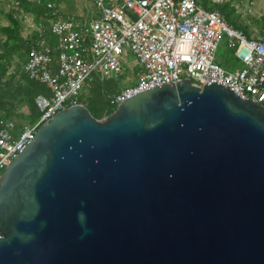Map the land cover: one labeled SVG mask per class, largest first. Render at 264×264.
<instances>
[{
	"label": "water",
	"instance_id": "95a60500",
	"mask_svg": "<svg viewBox=\"0 0 264 264\" xmlns=\"http://www.w3.org/2000/svg\"><path fill=\"white\" fill-rule=\"evenodd\" d=\"M229 88L54 116L0 177V264H264V107Z\"/></svg>",
	"mask_w": 264,
	"mask_h": 264
},
{
	"label": "built area",
	"instance_id": "2783aa9c",
	"mask_svg": "<svg viewBox=\"0 0 264 264\" xmlns=\"http://www.w3.org/2000/svg\"><path fill=\"white\" fill-rule=\"evenodd\" d=\"M90 1L97 13L93 19L62 15L54 4L47 5L38 21L25 15L32 47L23 71L45 85L50 95L35 98L41 114L35 123L19 126L0 119V177L44 124L80 105L78 99L93 79L101 82L132 74L133 83L110 97L116 109L131 96L181 80L201 89L220 83L242 100L264 107V40L247 38L221 13L202 8L199 0ZM223 35L239 70L227 71L216 62ZM128 53L135 58L132 65Z\"/></svg>",
	"mask_w": 264,
	"mask_h": 264
},
{
	"label": "trees",
	"instance_id": "16d2710c",
	"mask_svg": "<svg viewBox=\"0 0 264 264\" xmlns=\"http://www.w3.org/2000/svg\"><path fill=\"white\" fill-rule=\"evenodd\" d=\"M60 3L61 0H34L32 2L22 0V7L28 15L33 16L38 21L43 18L48 4L59 7ZM209 11L214 10L210 9ZM0 31L8 36L10 41L8 51L4 55H0V59L5 60L4 63L0 64V119L14 121L20 126L23 123L19 119L26 115L29 119L28 123H35L41 115L35 105V98L39 95L49 96L50 90L24 74L22 65L24 66L27 61L32 41L22 39L21 26L18 24L11 29H0ZM51 43L55 45V39H52ZM14 55L23 59L20 71L15 74L11 70V58ZM54 57L56 58V55ZM221 66L227 71H233L237 67L234 62ZM55 67H57V60H55ZM8 74L10 75L9 78H7ZM18 74H20L19 78L17 77ZM124 88L126 85L113 93L106 94L101 82L93 79L84 88L81 97L78 99V104L83 105L96 120L106 119L116 111V107L111 104L110 97L118 95ZM18 108H25L26 112L20 114Z\"/></svg>",
	"mask_w": 264,
	"mask_h": 264
},
{
	"label": "rangeland",
	"instance_id": "374dc122",
	"mask_svg": "<svg viewBox=\"0 0 264 264\" xmlns=\"http://www.w3.org/2000/svg\"><path fill=\"white\" fill-rule=\"evenodd\" d=\"M29 1L32 2L34 0ZM262 3L264 5V0H225L220 4L213 3V0H199V5L202 8L221 13L230 26L241 31L249 39H255L254 30H256L259 23L264 24V6L263 9L260 7ZM58 12L62 15L72 16L77 19L83 17L93 19L97 16L96 9L90 0H61ZM26 14L28 13L22 7V0H0V29H11L18 24L21 26L22 39L28 41V37L31 35H29L24 25L23 17ZM228 41V37L223 35L216 53V62L218 64L235 63L234 50L229 47ZM8 43H10L8 36L0 31V55H4L8 51ZM4 62L5 60L0 59V64ZM22 62L23 59L18 55H14L11 58V70L14 74L20 71ZM128 62L131 65L135 62V58L131 53H128ZM239 69V66L236 67V70ZM9 77L10 75L8 74L7 78ZM17 77L19 78L20 74ZM133 80L134 77L128 72L124 73L118 79L101 81V86L105 93L109 94L115 92L117 89L123 88L129 83H133ZM20 108H18V111L24 109ZM24 112H26V109ZM19 121L28 123L29 119L25 115Z\"/></svg>",
	"mask_w": 264,
	"mask_h": 264
},
{
	"label": "crops",
	"instance_id": "0c3cea01",
	"mask_svg": "<svg viewBox=\"0 0 264 264\" xmlns=\"http://www.w3.org/2000/svg\"><path fill=\"white\" fill-rule=\"evenodd\" d=\"M245 2H247V1H245ZM261 2H263V1H261ZM263 3L261 4V9H263ZM26 16H24L23 17V19L25 18ZM24 25H25V22H24ZM25 28L27 29V31L30 33L31 31V29L29 28V27H27V25H25ZM255 32V39H258V40H264V24L263 23H259V25H258V27H256V30H254ZM31 37V36H30ZM28 39H29V37H28ZM22 67H23V65H22ZM24 110H25V108L24 109H22V111H19V113L20 114H24L25 112H24Z\"/></svg>",
	"mask_w": 264,
	"mask_h": 264
}]
</instances>
